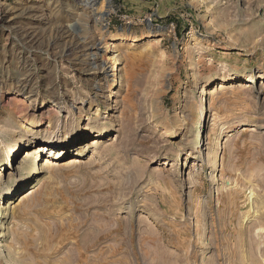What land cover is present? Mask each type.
I'll return each mask as SVG.
<instances>
[{"label": "rangeland", "instance_id": "374dc122", "mask_svg": "<svg viewBox=\"0 0 264 264\" xmlns=\"http://www.w3.org/2000/svg\"><path fill=\"white\" fill-rule=\"evenodd\" d=\"M86 1L0 0V264H264V0Z\"/></svg>", "mask_w": 264, "mask_h": 264}, {"label": "bare ground", "instance_id": "6f19581e", "mask_svg": "<svg viewBox=\"0 0 264 264\" xmlns=\"http://www.w3.org/2000/svg\"><path fill=\"white\" fill-rule=\"evenodd\" d=\"M97 3H98V0H87L86 1V4L87 5H90L91 7H93L94 9H96L97 8ZM105 53L103 54V56H104V62L106 63V62H108V61H113V68L110 70L111 72H113L112 73V75H113V79H114V82H116L117 81V76H118V74H117V71H118V69H119V67H118V65L116 64V62H117V60H116V58L114 57V56H112V54H111V52H112V49L110 48V47H108L107 48V50H105L104 51ZM102 63V62H101ZM214 93V91H209L208 92V94H213ZM19 100V103H21V104H25V103H27V102H31V101H29V100H27L26 98H23V97H21V98H19L18 99ZM24 106V105H23ZM203 112V111H202ZM27 124H29V123H27ZM23 126L24 127H26L27 125L26 124H23ZM66 132H67V128L65 129V130H61L57 135H55L51 140H48V141H46V143H44L43 144V146H44V149L46 148V149H48L49 150V152L50 153H52V151H54V149L56 150V149H58V143L59 142H61L62 141V137H63V135L65 134L66 135ZM56 152V151H55ZM27 156H29V153H27ZM51 157V156H50ZM50 157H46V162L47 163H51L52 162V159L50 158ZM39 172V170H38V167L37 166H35L34 167V169L32 170V175L34 176L35 174H37ZM39 183L34 187V188H36V187H38L39 188V186H40V181H38ZM21 186V185H20ZM37 189V188H36ZM36 189H34L33 191H31L30 193H28V194H26L25 196H23L22 198H24V197H26V196H28V195H30V194H33L34 193V191L36 190ZM28 192V191H27Z\"/></svg>", "mask_w": 264, "mask_h": 264}]
</instances>
